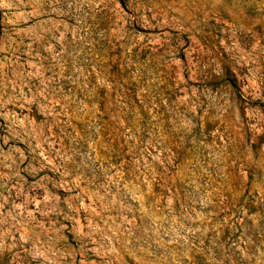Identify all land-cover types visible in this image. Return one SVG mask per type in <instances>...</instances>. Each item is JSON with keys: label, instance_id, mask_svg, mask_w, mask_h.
<instances>
[{"label": "rangeland", "instance_id": "rangeland-1", "mask_svg": "<svg viewBox=\"0 0 264 264\" xmlns=\"http://www.w3.org/2000/svg\"><path fill=\"white\" fill-rule=\"evenodd\" d=\"M0 264H264V0H0Z\"/></svg>", "mask_w": 264, "mask_h": 264}]
</instances>
